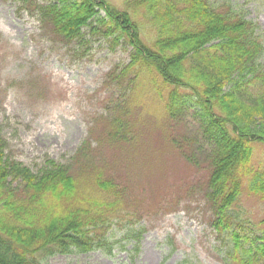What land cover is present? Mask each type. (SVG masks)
I'll list each match as a JSON object with an SVG mask.
<instances>
[{
	"label": "trees",
	"instance_id": "16d2710c",
	"mask_svg": "<svg viewBox=\"0 0 264 264\" xmlns=\"http://www.w3.org/2000/svg\"><path fill=\"white\" fill-rule=\"evenodd\" d=\"M18 1L66 45L86 44L88 33L132 48L130 61L113 67L105 85L127 87L130 101L140 77L149 74L169 119L179 123L189 112L197 119L206 142L197 152L180 138L173 142L190 163L207 162L204 196L225 264H264V234L253 232L237 209L244 189L264 201V164L254 163L255 143L264 146L260 25L228 0H125L122 9L108 0ZM147 25L152 33L144 35ZM110 124L111 139H126L125 123L116 117ZM7 147L0 136V264H41L55 254L94 250L111 254L112 228L134 222L135 212L126 187L97 165L91 139L71 163L48 159L37 173L8 157Z\"/></svg>",
	"mask_w": 264,
	"mask_h": 264
},
{
	"label": "rangeland",
	"instance_id": "374dc122",
	"mask_svg": "<svg viewBox=\"0 0 264 264\" xmlns=\"http://www.w3.org/2000/svg\"><path fill=\"white\" fill-rule=\"evenodd\" d=\"M108 1L124 7L125 0ZM228 1L264 30V0ZM142 29L151 32L148 25ZM86 39L66 45L18 0H0V136L8 143L7 156L37 173L48 159L71 163L91 139L97 165L126 187L136 215L131 224L112 228L111 254H55L41 264H225L204 196L207 162L190 163L173 142L180 138L197 152L206 143L197 119L190 112L179 123L169 119L149 74L140 77L130 101L127 87L105 85L113 67L130 61L132 48L88 33ZM116 117L125 123L126 139L108 134ZM255 146L254 163L264 164L263 145ZM237 209L253 232L264 234L263 200L244 189Z\"/></svg>",
	"mask_w": 264,
	"mask_h": 264
}]
</instances>
